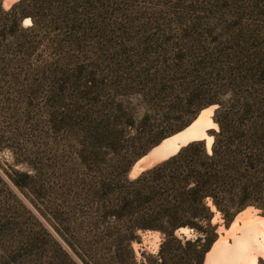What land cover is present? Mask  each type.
<instances>
[{
    "label": "rangeland",
    "instance_id": "374dc122",
    "mask_svg": "<svg viewBox=\"0 0 264 264\" xmlns=\"http://www.w3.org/2000/svg\"><path fill=\"white\" fill-rule=\"evenodd\" d=\"M2 1L0 264H105L103 250L90 252L96 254L88 261L73 245L76 235L70 219L76 217L71 197L74 187L81 186L76 179L81 170L76 169L73 152L75 125L88 127L109 117L119 131L120 123L128 117L139 120L145 106L137 92L150 85L155 73H181L179 56L186 60L199 55L201 47L211 61L228 63L240 76L263 70L264 3L86 0L83 6L76 2L74 12L69 14L68 18L74 15L70 29L55 27L49 11L44 13L40 5L29 7L32 2H45L52 6L50 11H56L59 0H29L22 7L32 17L20 18L10 34L2 33L3 20H7L4 14L17 0L7 8ZM208 82L201 79L200 85ZM220 92L217 98L226 104L230 95ZM118 106L125 109L115 112ZM211 107L213 115L217 106ZM212 130H207L210 137ZM122 137L134 139L137 134L126 128ZM127 178L135 177L129 173ZM16 180L21 181L20 187L13 184ZM246 211L261 217L253 208ZM234 218L226 226L219 213L214 215L211 224L215 226V241ZM259 225L264 231V221ZM183 234L195 236L190 231ZM139 236L140 241L131 244L134 260L151 263L161 236L151 232ZM147 257L152 259L148 261ZM256 264H264V256L257 258Z\"/></svg>",
    "mask_w": 264,
    "mask_h": 264
},
{
    "label": "trees",
    "instance_id": "16d2710c",
    "mask_svg": "<svg viewBox=\"0 0 264 264\" xmlns=\"http://www.w3.org/2000/svg\"><path fill=\"white\" fill-rule=\"evenodd\" d=\"M28 1L18 0L5 12L2 33L12 34L20 18L32 17L22 7ZM59 1L56 11L45 2H32L29 7L40 5L44 13L49 11L55 27L73 29L74 15L68 16L76 2L83 6L86 0ZM197 53L186 60L179 56L181 73H155L150 85L137 92L145 106L139 120L128 117L119 131L109 117L88 127L75 125L73 152L81 186L73 190L76 218L70 223L76 235L73 245L88 261L96 254L90 252L101 249L107 256L105 264H202L216 239L211 224L216 213L226 226L252 208L264 218V67L240 76L228 63L211 61L202 47ZM201 79L208 84L200 85ZM219 91L230 95L226 104L218 100ZM211 105L217 108L209 149L204 140L192 141L135 178H127L137 159ZM118 107L115 112L125 109ZM168 120L176 122L164 125ZM126 128L137 137L124 139ZM100 165L105 170H97ZM13 184L20 187L21 181ZM184 231L195 236L188 238ZM146 232L161 236L158 253L151 263L136 262L131 244Z\"/></svg>",
    "mask_w": 264,
    "mask_h": 264
},
{
    "label": "bare ground",
    "instance_id": "6f19581e",
    "mask_svg": "<svg viewBox=\"0 0 264 264\" xmlns=\"http://www.w3.org/2000/svg\"><path fill=\"white\" fill-rule=\"evenodd\" d=\"M14 0H4L7 8ZM213 107L202 110L198 116L183 130L161 140L149 154L132 167L130 177H135L140 170L148 168L159 160L173 154L190 140H204L209 149L212 138L207 136L209 128L215 129L211 120ZM264 218L243 211L238 214L230 227L219 235L213 247L206 255L205 264H256V259L264 256V231L260 223Z\"/></svg>",
    "mask_w": 264,
    "mask_h": 264
},
{
    "label": "water",
    "instance_id": "95a60500",
    "mask_svg": "<svg viewBox=\"0 0 264 264\" xmlns=\"http://www.w3.org/2000/svg\"><path fill=\"white\" fill-rule=\"evenodd\" d=\"M17 1H18V0H17ZM2 2H3V1H2ZM206 134H207V131H206ZM207 136H209V135H207ZM192 141H199V140H190V141L186 142L184 145L180 146V147L176 150V152H177L180 148L186 146L188 143H190V142H192ZM200 141H203V140L201 139ZM160 142H161V141H160ZM160 142H159L157 145H155L154 147H152V148H151L146 154H144L142 157H140L139 159H137V160L132 164V166L130 167V169H129V171H128V176H129V173H130L132 167L135 165V163H137V162H138L139 160H141L142 158L146 157V156L149 154V152H150L153 148L157 147V146L160 144ZM176 152H174L173 154H171V155H169V156H167V157H165V158L159 160L157 163L151 165L150 167H152V166H154V165H156V164H158V163H160V162L166 160L167 158H169V157H171L172 155H174ZM150 167H148V168H143L142 170L139 171V173H138L137 175H139L142 171H144V170H146V169H149ZM137 175H136V176H137ZM136 176H135V177H136Z\"/></svg>",
    "mask_w": 264,
    "mask_h": 264
},
{
    "label": "snow or ice",
    "instance_id": "6c2138e0",
    "mask_svg": "<svg viewBox=\"0 0 264 264\" xmlns=\"http://www.w3.org/2000/svg\"><path fill=\"white\" fill-rule=\"evenodd\" d=\"M25 23H28L27 21H25Z\"/></svg>",
    "mask_w": 264,
    "mask_h": 264
}]
</instances>
